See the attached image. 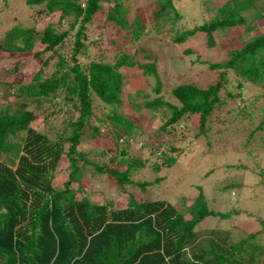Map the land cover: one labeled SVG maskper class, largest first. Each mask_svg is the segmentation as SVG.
<instances>
[{"label":"trees","instance_id":"trees-1","mask_svg":"<svg viewBox=\"0 0 264 264\" xmlns=\"http://www.w3.org/2000/svg\"><path fill=\"white\" fill-rule=\"evenodd\" d=\"M125 2L128 0H25L26 20L22 17L0 33V264H264L260 232L242 231L238 240L232 239L239 230L230 225L239 215L237 210L213 211L197 186H193L199 191L197 196L180 199V208L173 204L174 190L178 198L181 195L177 192L187 191L184 182L177 179L170 186L166 179L171 175H163L177 157L161 155L163 150L157 152L160 142H146V131L137 132L131 114L122 111L121 96L127 82L121 69L135 66L147 79L148 91L157 95L142 106L151 114L159 111L165 116L156 130L157 138L181 125L183 136L179 137L184 142L200 139L204 123L221 105L217 95L227 71L252 85L264 84V32L249 37L218 61L201 58L192 45L201 37L204 47L200 49L212 48L216 35L233 31L249 19L264 18V0H224L214 13L204 7L203 12L212 15L194 26L190 22L193 13L188 15L185 6L181 7L187 1L149 0L144 8H137L130 22L126 20L130 9ZM8 7L6 0H0V18L9 15ZM30 10L41 18L58 13L56 25L42 21L32 24L36 15ZM145 11L152 15L150 30L156 33L148 44L142 41ZM62 23L67 29L61 30ZM164 25L170 26L174 47L166 51L171 58L166 63L170 64L167 82L166 73L155 64V58L158 61L161 56L144 51L152 45L165 51L168 44L159 37ZM72 30L76 33L70 66L57 50ZM123 30L128 32L126 42L116 50L114 37L103 33L119 35ZM93 34L98 36L94 41ZM126 45L133 46L132 54L124 50ZM96 50L100 55L116 50L112 63L99 55L83 64L82 59ZM178 52L186 57L196 53L193 59L189 57V64L217 71V80L206 87L184 81L185 71L179 63L185 62ZM136 53L146 61L133 60ZM33 64H38L35 72H31ZM48 64L54 71L42 78L41 69ZM60 91L65 94V108L59 109L63 114L60 128L51 134L44 122H37V110L51 106ZM93 100L107 113H95ZM193 117H198L197 127L190 126ZM83 135L91 140L85 146ZM103 137L111 143L108 164L86 157L89 149L101 148ZM138 138L141 150L150 153L132 158L125 148ZM156 152L160 161L151 158ZM149 159L153 178L137 183V192H128L124 185L133 183L132 171L146 173ZM65 160L68 167L60 170L59 164ZM65 171L67 180L57 187V175ZM87 174L91 179H101L104 174L107 189L122 192L125 201L119 205L113 199L93 202L92 185L81 180ZM151 185L161 189L160 199L145 193ZM207 217L229 220L228 227L217 225L214 230L200 231V222Z\"/></svg>","mask_w":264,"mask_h":264},{"label":"rangeland","instance_id":"rangeland-1","mask_svg":"<svg viewBox=\"0 0 264 264\" xmlns=\"http://www.w3.org/2000/svg\"><path fill=\"white\" fill-rule=\"evenodd\" d=\"M6 1L9 3V10H7L9 15L0 18V33L14 21L17 22L22 20V17L25 19L28 15L26 13L25 0ZM148 1L149 0H128V2H125L124 4L130 9L129 14L126 16V20L130 22L135 14L138 13L137 8H144ZM185 1H187V4H181V7L185 6V12L188 15L193 13L194 16L190 22H192L191 24L194 26V24L209 18L212 15L211 12L214 13V10L220 6L219 2L221 3L224 0H190V2L184 0V2ZM1 2H3V0H1ZM204 7L211 12L205 14L203 12ZM12 12L14 13L12 14ZM30 13L31 15L37 14L34 13V11L31 12V10ZM58 16V13L46 15L42 18L36 15V19L31 21V23L36 24L42 21L51 22L53 25H56ZM143 22L146 26V33L142 41L143 43H147L152 37L156 38L155 31L150 30L153 23L152 15L148 11L144 12ZM65 26L66 25L62 23L61 30L67 29ZM168 27L170 26L164 25L161 28L163 31L159 36L164 41V44H168L165 45V51L162 50L163 48L158 49L156 46L154 47V45L144 49L146 53L161 56V59L159 58L158 61L155 58V64L156 66L160 65V72L163 73L170 71V64L166 65V63L168 60H171V58L167 55L166 51L174 48L171 46L172 42L170 41L172 32ZM179 29H181V26ZM97 32H100V30ZM262 32H264V18L256 20L249 19L242 25H238L233 31L227 30V32L222 35H216V45L212 48H201L203 49L201 50L200 46L204 47L201 37H197L196 43L192 45V47L201 58L209 59L210 61H218L222 60V57L231 50L242 46L246 40L250 39L249 37L258 35ZM75 33V30L70 31L64 45L57 50V55L61 56L70 66L72 65L70 57L73 51L72 45ZM111 33L112 31H110V33L105 32L103 35L114 37L118 45L116 50H118L121 47V43L126 40L125 34H128V32L123 30L119 35L117 33H112L111 35ZM95 35L96 34H93V37H96L93 41L98 38V36ZM156 43H158L160 47L162 46L161 42L157 41ZM116 50L104 55H100V51L96 50V53L91 52L93 54H91L90 57L82 59V62L83 64H88L89 60L94 56V58H98L100 55L103 61L107 58L108 61L112 63L114 58L111 59V56L113 57L116 54ZM124 50L129 51L130 54L134 51L131 45H126ZM174 54L176 55V53ZM178 54L185 62L184 64L179 63L185 71V73L182 74L184 81L206 87L217 80V71L189 64L190 58L193 59L196 57L195 54L189 55V57L191 56L190 58L179 52ZM133 60H137L138 62L146 61L142 54L139 55L138 53L133 57ZM170 62L172 64V61ZM37 68L38 64L31 65V72H35ZM41 70L42 78H46L53 73L54 67L48 64ZM121 73L127 77V82L124 83L121 93L124 100L122 111L131 114L132 118L130 120L135 121V126L138 128L137 132H140V129H142L143 132L146 131L144 136L147 143H151L152 141L161 143L157 152L163 150L161 155L169 156L174 154V156L177 157L175 164L164 171L163 175H171L170 178L166 179L170 186L175 185L177 179L181 184L184 182L183 185L187 191L183 190L177 192L181 195L178 198L174 194L176 191L174 190L171 193L173 204L180 208V199L186 198V195L195 197L198 195L199 191H201L204 195V199L206 198L205 200H207L208 205L213 211L228 212L229 210L235 209L239 212L238 217L234 218V221L230 223L231 226L234 225L236 229H239L235 237H232L233 240H238L242 231L245 234L260 232V241L264 243V221H258L259 219L264 220V122L262 120L264 118V84L260 86L252 85L244 80H240L232 71H227L222 79V88L217 95L218 101H221V105H218L214 111L213 118L204 123L203 126L205 130L204 133L199 136L200 139L184 142V139H180V137L183 136L181 125L175 128L173 127L174 130H169L163 133V136L157 138L156 130L162 126L165 116L159 114V111L151 114L149 109L142 106L147 100L157 95L148 91V87L145 86L147 79L144 78L141 71L135 66L130 68L123 67ZM167 76H170V73L165 74V82L168 81L166 78ZM169 83L170 82L167 84ZM145 93H148L149 96L145 97ZM63 95H65L64 92L60 91L59 96L57 95V98L51 106L46 110H44L43 107L37 110V122H44V128L50 129L51 134L55 133L60 128L63 114H61V112L59 113V109L62 111L65 108ZM167 99L174 101L171 97ZM135 106H139V109H135ZM93 109L95 113H100V115L108 111L101 103L94 100ZM198 123V117H193L190 126L197 127L196 125H198ZM193 131H197V128ZM81 140L83 141V146H85L84 144L87 143V141H89L88 143L91 142V140H87L84 135ZM99 143H101V148L89 149L86 157L88 160L97 158L101 164H108L111 154L108 153L107 150H109L111 143L106 137H103ZM141 144L142 141L139 138L137 142H130L128 148H125V150L128 151V156L136 158L140 153L143 156H147L150 151H148V149L141 150ZM64 146L67 147L68 144L66 143ZM83 146H81L80 149ZM157 152L152 154L151 158H159L160 161L161 159L157 156ZM151 161V159L146 161V163H148V170L143 175L138 174L137 170L132 171L130 179L133 183L131 186H128V184L124 185V188L128 192H132L131 190L137 192V183L147 182L153 178L154 171L151 168ZM68 164L67 160H65V162L62 161L58 168H60V170L66 169ZM78 164L80 165L81 161H79ZM86 167L91 169L88 164ZM88 177L90 179H88ZM91 177L90 174H87L82 177L81 180L84 183L90 182L92 185L90 189L94 190L91 194L93 202L104 203L113 199L115 204L119 205L125 201V195L122 192L110 190L109 188L107 189L106 177L104 174L101 179H91ZM56 180L58 182L57 187L62 186V182L67 180V171L59 173ZM193 186L200 187L199 191L197 189L195 190ZM146 191L145 193L150 195V198H161V189L155 185L147 187ZM188 203L189 202L186 201V204ZM225 221L226 222H223V220H220L218 217H207L205 221L200 222L199 229L203 232L211 231L212 229L214 230L217 225H219V228L223 229L224 227H228L229 224V220ZM244 236L246 237V235ZM211 237L215 238L214 235ZM201 238L202 236L199 240ZM203 238H205V236H203Z\"/></svg>","mask_w":264,"mask_h":264}]
</instances>
